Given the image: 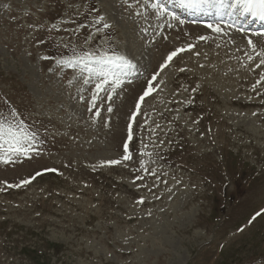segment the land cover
<instances>
[{"label": "rangeland", "instance_id": "374dc122", "mask_svg": "<svg viewBox=\"0 0 264 264\" xmlns=\"http://www.w3.org/2000/svg\"><path fill=\"white\" fill-rule=\"evenodd\" d=\"M153 2L0 0V119L36 134L0 150V264H264V29ZM86 51L135 68L97 93Z\"/></svg>", "mask_w": 264, "mask_h": 264}, {"label": "snow or ice", "instance_id": "6c2138e0", "mask_svg": "<svg viewBox=\"0 0 264 264\" xmlns=\"http://www.w3.org/2000/svg\"><path fill=\"white\" fill-rule=\"evenodd\" d=\"M168 4H172L174 7L183 9L187 12L196 14L202 13L204 15H211L215 17L214 21L206 23V27L211 29L216 33H224V27L227 23L225 17L238 18V17H247L251 16L253 18H258L261 21H264V0H155L151 4L152 9L156 11L159 16H164L168 14L172 19L178 20L180 23L184 21L180 19L179 15L175 11H171L168 8ZM100 20H103V17H100ZM109 25L105 24L104 27ZM240 31H245V29L240 28ZM257 36H264V31H257L254 33ZM210 37L200 36V40H207ZM248 44L251 46L253 52L260 56V63L257 64V67H260L261 64H264V49H261L259 52H256L257 45L253 42L251 37L248 39ZM195 46L189 44L187 48H178L175 51L171 52L165 62V65L161 67H166L167 63L171 62L174 57H176L180 52L191 50ZM248 59L252 60L253 56L248 55ZM59 63L64 64L69 68L79 67L81 73H87L89 79L95 77L98 83L95 84L97 93L104 91V86L110 82L113 85V91L115 87L122 84L120 77L125 74L127 70L135 68V65L125 56L118 54H108L107 52L97 55L93 51H86L82 54H74L71 58H66ZM89 79L85 80V83L89 82ZM153 80L156 79L154 75ZM264 79V77H262ZM155 89L149 84L148 88L145 90L143 95L140 96V101L142 102L145 97L151 94ZM98 95L92 97L93 107H96L95 101L98 99ZM111 111V108L108 109ZM139 110V105H137V111ZM99 112L96 113L99 116ZM35 133L31 132L23 123V121H18L13 124L6 120L0 119V150H3L6 153L20 154L27 156L32 150L30 145L35 139ZM129 140L132 139L131 128H129ZM125 156L123 159H131V154L128 152V145L125 144ZM108 164H118L120 161L111 160L107 162ZM52 171H55L53 169ZM40 175V173H36ZM35 179V176L31 177ZM31 179L24 180L22 183H30ZM19 186V185H15ZM142 202V201H141ZM259 215V213H258Z\"/></svg>", "mask_w": 264, "mask_h": 264}, {"label": "bare ground", "instance_id": "6f19581e", "mask_svg": "<svg viewBox=\"0 0 264 264\" xmlns=\"http://www.w3.org/2000/svg\"><path fill=\"white\" fill-rule=\"evenodd\" d=\"M177 8V7H176ZM177 10V9H176ZM179 11H182V9H180L179 8ZM191 17V16H190ZM249 17H251V16H249ZM211 18V17H210ZM231 19V18H230ZM233 19V18H232ZM250 20H258V24H257V27H261V25L262 26H264L263 24H264V21H261L260 19H258V18H251ZM263 23V24H262ZM235 24H237V23H235ZM249 25L250 24H247V26L249 27ZM247 26H244V27H247Z\"/></svg>", "mask_w": 264, "mask_h": 264}]
</instances>
